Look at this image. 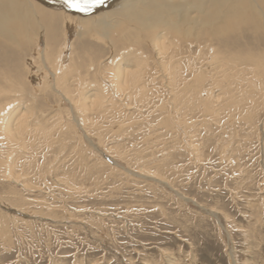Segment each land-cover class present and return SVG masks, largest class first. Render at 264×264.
I'll list each match as a JSON object with an SVG mask.
<instances>
[{"label":"rangeland","instance_id":"1","mask_svg":"<svg viewBox=\"0 0 264 264\" xmlns=\"http://www.w3.org/2000/svg\"><path fill=\"white\" fill-rule=\"evenodd\" d=\"M13 1L29 13L26 0ZM209 5L111 8L121 14L113 26L73 36L75 71L57 87L42 74L62 49L61 25L45 61L39 25L23 41L0 38V61L21 70L8 98L19 114L27 109L32 133L0 144V264H264V25L217 34L224 17ZM232 42L250 51L226 48ZM142 65L140 94L111 85L115 68Z\"/></svg>","mask_w":264,"mask_h":264},{"label":"bare ground","instance_id":"2","mask_svg":"<svg viewBox=\"0 0 264 264\" xmlns=\"http://www.w3.org/2000/svg\"><path fill=\"white\" fill-rule=\"evenodd\" d=\"M50 1V0H49ZM56 1H60V2H65V0H56ZM133 1L135 0H104V3L99 5L98 7H95L93 9H91L89 12H79V11H76L72 8H70L66 2L64 3V5H62V7H64L65 9L63 10V12H57V11H52L53 10V7H45L41 2V6H39L38 4H35L34 2H32L31 0H26L27 2V5L29 6L30 8V11L28 10L29 13H26V12H22L19 7V5L17 3H14L13 0H0V38L1 40H3L5 43H9V42H12L14 40V35H12L13 33L18 36L21 40L22 39H27V36L31 37V32H33V30H35L34 32H36V26L39 25V29H44V32H45V35H46V45L44 46V52L42 54L45 55L46 57L43 58L44 61L47 60V53H48V45L50 46H53L54 43H51V42H55V37H56V33L55 31H57V27L61 25V28H62V35H63V44H62V49H60L58 47V49H56V53L54 55V61H55V65H54V68H53V71L52 73L50 74H42L43 76H45V80H46V83H50V80L48 79V77H51L53 76L54 77V82H55V85L56 87L59 86V82H63L61 80H65V78L68 76V75H72V73L75 71V67H71L70 65H72L71 63L72 60H71V55H72V44H71V41L73 39V36H82V35H86V34H93V36L96 37V34L98 33H95L97 30L95 29L97 26H100L102 28H107V27H110V26H113V24H115L118 20H115V22H113V17L114 18H121V14H118V16H115V12H113V10L111 8H123V7H127L129 6V4H131ZM172 1V0H171ZM175 2V0H173ZM206 2H212V5L208 8L209 11H215L216 14L215 16L217 15H220L221 17V20L222 18L224 17V24H222L221 27H218L216 29V32L217 34L220 32H225V31H228L229 33L231 34H235V32H237L238 30H242V29H245L247 26H250V27H253L255 26V21H258V18L260 19V21L262 22L263 21V25H264V14L262 13L263 10H264V0H261V4L263 5V9H259L261 6L259 4H257L255 2V0H205ZM38 2V1H36ZM43 2V1H42ZM39 3V2H38ZM180 3V2H179ZM253 3V4H252ZM46 4V3H45ZM62 4V3H61ZM178 4V3H177ZM56 5V4H55ZM206 5V4H205ZM54 6V5H53ZM68 6V8H67ZM260 6V7H259ZM59 6H57L56 8H58ZM256 7V9H255ZM54 8V9H56ZM190 8V7H189ZM250 8V9H249ZM52 9V10H51ZM207 9V7H206ZM255 9V10H254ZM257 9L259 10V13L257 12ZM121 10V9H120ZM133 10V9H132ZM187 10V8H186ZM61 11V10H60ZM126 11V10H125ZM149 11V10H148ZM170 11V10H169ZM174 11V10H173ZM205 11V10H204ZM147 12V11H146ZM145 12V13H146ZM153 12V11H152ZM168 12V11H167ZM171 12V11H170ZM255 12V14H254ZM20 14H23L24 15H19ZM125 13V12H124ZM89 14V15H88ZM133 14V13H132ZM174 14V13H173ZM186 14V13H185ZM126 15V14H125ZM129 15V14H128ZM149 14H147L148 16ZM188 15V13L186 14ZM256 15V16H255ZM123 16V14H122ZM144 16L146 17V15L144 14ZM189 16V15H188ZM214 14H212V18L215 17ZM126 17V16H125ZM143 18V20L147 19L148 17L146 18ZM59 18L61 19V22L58 23L59 21ZM174 18V17H173ZM218 18V17H217ZM127 19V18H126ZM129 19V18H128ZM127 19V20H128ZM138 19V18H137ZM130 20V19H129ZM128 20V22H129ZM178 20V18H177ZM219 20V19H218ZM220 20V21H221ZM132 21V20H131ZM130 21V22H131ZM148 21V20H147ZM146 21V22H147ZM175 21V20H173ZM127 22V21H126ZM149 22V21H148ZM214 22V21H212ZM125 23V22H124ZM145 23V22H143ZM142 23V24H143ZM141 24V22H140ZM141 24V25H142ZM179 24V23H178ZM200 24V23H199ZM215 24V23H214ZM220 24V25H221ZM144 25V24H143ZM142 25V26H143ZM146 25V24H145ZM144 25V26H145ZM42 26V28H41ZM141 26V27H142ZM175 26V25H174ZM200 26V25H199ZM135 27V26H134ZM139 26H137V30H139ZM35 28V29H34ZM47 30H46V29ZM99 28V27H97ZM113 28V27H112ZM161 28V27H160ZM249 28V27H248ZM248 28H246L248 30ZM37 28V32L35 33V35H37L39 33V30ZM143 29V28H142ZM250 29V28H249ZM252 29V28H251ZM250 29V30H251ZM96 30V31H95ZM195 30V29H194ZM153 31V30H152ZM213 31V30H212ZM145 32V30H144ZM213 32V33H214ZM244 32V31H243ZM251 33V31H248ZM256 32V31H255ZM12 33V34H11ZM242 33V32H241ZM90 34V35H91ZM107 34V33H106ZM167 34V33H166ZM244 34V33H243ZM241 35V34H240ZM246 35V34H245ZM51 36L50 39H48V37ZM102 36V35H101ZM165 36V35H164ZM218 36V35H217ZM244 36V35H243ZM248 36V34H247ZM147 37V35H146ZM149 37V36H148ZM253 37V36H252ZM166 38V36H165ZM241 38V37H240ZM98 39V37H97ZM135 39V38H134ZM209 39V38H208ZM0 40V41H1ZM158 40V39H157ZM23 41V40H22ZM142 41V40H141ZM154 41V40H153ZM160 42V41H159ZM208 42H210L208 40ZM108 43V42H107ZM119 43V42H118ZM154 42H152L153 44ZM157 43V42H156ZM110 44V43H109ZM151 44V43H150ZM161 44V43H160ZM166 44V43H165ZM175 44V43H173ZM205 44V43H204ZM254 44V43H253ZM154 45V44H153ZM209 45V44H208ZM248 43H243V44H236L235 42H232V43H227L226 44V48L228 49H237L239 51H243V50H246V51H250V47H248ZM2 46H5L6 45L4 43H0V47ZM156 46V44H155ZM154 46V47H155ZM162 46V45H160ZM172 46V45H171ZM205 46V45H204ZM127 47V46H126ZM163 47V46H162ZM161 47V48H162ZM167 47V46H166ZM201 47V46H200ZM215 47V46H214ZM217 47V46H216ZM219 47V46H218ZM138 48V47H137ZM157 48V47H156ZM160 48V47H159ZM165 48V46L163 47ZM162 48V49H163ZM212 48V47H211ZM129 49V48H128ZM206 49V48H205ZM112 50V49H111ZM131 50V48H130ZM184 50V49H183ZM216 50V49H215ZM140 51V50H139ZM208 51V50H207ZM39 52V51H38ZM160 52V50H159ZM209 52V51H208ZM211 52V51H210ZM42 53V52H41ZM134 53V52H133ZM163 53V52H162ZM166 53V52H164ZM175 53V52H174ZM174 53L172 56H174ZM179 53V52H178ZM97 54V53H96ZM118 54V53H117ZM135 54V53H134ZM133 54V55H134ZM161 55V53H159ZM168 54V53H167ZM120 55V54H119ZM144 55V54H143ZM170 55V54H168ZM177 55V54H175ZM206 55V53H205ZM209 55V54H208ZM213 55V54H212ZM217 55V54H216ZM219 55V53H218ZM233 55V54H232ZM66 56L67 57V62L65 64H63V57ZM85 56V55H83ZM170 55V57L168 59H171L172 60V57ZM178 56V55H177ZM175 56V57H177ZM181 56V55H180ZM204 56V55H203ZM231 56V55H230ZM133 57V56H132ZM144 57V56H143ZM218 57V56H217ZM52 58V56H51ZM65 58V57H64ZM111 58V57H110ZM109 58V60H110ZM219 58V57H218ZM87 59V58H86ZM114 59V58H113ZM134 59V58H133ZM165 59V58H163ZM186 59V58H185ZM189 59V58H188ZM187 59V60H188ZM256 59V58H255ZM61 60V64L63 66V68H61V66L58 65V63L60 62ZM66 60V59H65ZM64 60V61H65ZM139 60V59H138ZM162 60V58H161ZM174 60V59H173ZM211 60V59H210ZM222 60V59H221ZM234 60V59H232ZM52 61V62H54ZM92 61V60H91ZM114 61V60H113ZM136 62V59L134 60ZM141 61V60H140ZM143 61V60H142ZM179 61V60H178ZM182 61V60H181ZM213 61V60H212ZM219 61V60H218ZM223 61V60H222ZM235 61V60H234ZM260 61V60H259ZM51 62V63H52ZM63 62V63H62ZM86 62V61H85ZM103 62V61H101ZM144 62V61H143ZM161 62V61H160ZM171 62V61H170ZM169 62V63H170ZM194 62V61H193ZM221 62V61H219ZM231 62V61H230ZM236 62V61H235ZM46 63V62H45ZM87 63V62H86ZM148 63V62H147ZM188 63V62H187ZM213 63V62H212ZM211 63V64H212ZM222 63H225V65L227 64L226 62H221ZM229 63V61H228ZM232 63V62H231ZM243 63V62H242ZM252 63V62H251ZM48 64V63H47ZM137 64V63H136ZM142 64V63H141ZM144 64H146L144 62ZM162 64V63H161ZM167 64V62H166ZM165 64V65H166ZM172 64V65H171ZM170 65L173 67L175 65H179V64H174L173 65V62L171 63ZM235 64V63H234ZM233 64V65H234ZM241 64V63H240ZM239 64V65H240ZM97 65V64H96ZM164 65V66H165ZM244 65V63H243ZM247 65V64H246ZM245 65V66H246ZM249 65V64H248ZM140 66V65H139ZM139 66H137L136 68V71L134 70H125L124 68H113L114 70L113 73H112V76L114 77L112 79V82L111 85L114 86V87H118L119 84H121L123 87V85H127V89H128V84L131 85V87H133L135 89V87L138 89L139 87V82L141 81L142 77L141 75L144 74L143 72H145V67L146 65H142L143 68H140ZM145 66V67H144ZM162 66V65H160ZM162 66V67H164ZM250 66V65H249ZM148 67V66H147ZM187 67V66H185ZM205 67H208V66H205ZM98 68V67H96ZM130 68V67H129ZM200 68V67H199ZM210 68V67H209ZM223 68V67H222ZM255 68V67H254ZM169 69V68H168ZM174 69V68H173ZM175 69H176V66H175ZM174 69V70H175ZM178 69V67H177ZM189 69V68H188ZM208 69V68H207ZM220 69V68H219ZM256 69V68H255ZM46 70V69H45ZM131 72H130V71ZM173 70V71H174ZM180 70V69H179ZM59 71V73L57 72ZM129 71V72H128ZM172 71V72H173ZM182 71V70H180ZM185 71V70H184ZM187 71V70H186ZM57 72V73H56ZM159 72V71H158ZM170 72V71H169ZM177 72V71H176ZM174 72V75L171 74V78L172 79H175L174 77L176 75H178V73ZM190 72V71H189ZM200 72V71H198ZM260 72V70H259ZM21 73V70L19 67H16V68H12L10 65H9V61H6L4 60L3 62L0 61V144L2 145H7V147L9 145H15L17 144L16 146L20 145V144H24V137L28 134H30V131H31V124L29 123V114L27 113V109H24V111H21V113L19 114L17 108L18 107H14L12 104L13 102L10 101V99L8 98L9 95H11L12 93H17L16 91V86H15V82L17 83V79H18V74ZM94 73V72H93ZM100 73V72H99ZM147 73V71H146ZM163 73V70L162 72ZM183 73V72H181ZM188 73V72H187ZM186 73V75H187ZM263 73V72H262ZM167 74H169L167 72ZM166 74V75H167ZM191 74V73H190ZM201 74V72L199 73ZM261 74V73H260ZM59 75V76H58ZM78 75V74H77ZM206 75V74H205ZM74 76V75H73ZM76 76V75H75ZM74 76V79H78L77 77ZM181 76V75H179ZM189 76V75H188ZM194 76V75H193ZM93 77V76H92ZM165 77V76H164ZM170 77V76H169ZM168 77V78H169ZM178 77V76H176ZM41 78V76H40ZM52 78V77H51ZM50 78V79H51ZM95 78V77H94ZM186 78V77H185ZM188 78V77H187ZM191 78V77H190ZM196 78V77H195ZM163 79V78H162ZM181 79V78H180ZM179 79V80H180ZM183 79V78H182ZM181 79V81H183ZM192 79H194L192 77ZM32 80L34 82H36L34 79V77L32 76ZM44 80V81H45ZM80 80V79H79ZM169 80V79H168ZM171 80V79H170ZM185 80V79H184ZM26 81V80H25ZM174 81V80H173ZM198 81V80H197ZM66 82V81H65ZM110 82H107L108 85H110ZM27 83V82H26ZM170 83V81H169ZM174 83V82H173ZM201 83V82H200ZM205 83V82H204ZM106 84V85H107ZM176 84V82H175ZM30 85V84H29ZM110 85V86H111ZM129 85V86H130ZM146 84L144 83V86ZM172 85V84H170ZM49 86V85H48ZM108 86V87H110ZM111 86V87H112ZM163 86V85H162ZM33 87V85H32ZM36 87V86H35ZM51 87V86H49ZM102 87V86H101ZM171 87V86H170ZM120 87L116 88L117 90L119 89ZM125 88V87H124ZM172 88V87H171ZM51 89V88H50ZM111 89V88H110ZM114 89V88H113ZM115 89V90H116ZM143 89V88H141ZM141 89H138V94L141 93ZM164 89V88H163ZM175 89V87H174ZM201 89V88H200ZM35 90L37 91V88H35ZM34 90V91H35ZM130 90V89H128ZM177 90V89H176ZM175 90V91H176ZM57 91V90H56ZM66 91V90H65ZM114 91V90H113ZM61 92V91H60ZM59 92V93H60ZM96 92V91H95ZM116 92V91H115ZM97 93V92H96ZM99 93V92H98ZM125 93V92H124ZM167 93V92H166ZM171 93H174L173 91ZM117 94V93H115ZM182 93H180L181 95ZM37 95V94H36ZM63 95V93H62ZM95 96L91 99V102L93 101V103L89 106L91 107V112H94L92 111L93 108H97L96 110H98V108L100 107L101 103L98 102L99 99L98 97L99 96H96V94H94ZM169 95V94H168ZM172 95V94H170ZM17 96V95H16ZM61 96V95H60ZM59 96V97H60ZM117 96V95H116ZM105 97V96H104ZM175 97V96H174ZM21 98V97H20ZM63 98V97H62ZM102 99V97H99ZM119 98V97H118ZM132 98V97H131ZM171 98V96H170ZM34 99V98H33ZM67 99V97H66ZM134 99V98H133ZM172 99V98H171ZM61 100V99H60ZM207 100V99H206ZM88 102V100L86 101ZM16 103V102H15ZM61 103V102H60ZM70 103V102H69ZM72 103V102H71ZM74 104V103H73ZM81 104V103H80ZM79 104V105H80ZM12 105V106H11ZM78 105V104H77ZM89 105V104H88ZM102 105H103V102H102ZM61 106V105H60ZM75 106V105H74ZM81 106V105H80ZM87 105H84L83 107H85ZM20 107V106H19ZM25 107V106H24ZM13 108V110L11 109ZM77 108V107H76ZM74 109V108H73ZM79 109V108H78ZM86 109V107H85ZM90 109V108H89ZM87 109V110H89ZM95 110V109H94ZM204 110V109H203ZM78 111V110H77ZM75 111V112H77ZM81 111V109H80ZM84 111V110H83ZM99 111V110H98ZM100 112V111H99ZM33 113V112H32ZM96 113V111L94 112ZM93 113V115H94ZM110 113V112H109ZM72 114V113H71ZM76 114V113H75ZM81 114V112L79 113ZM85 114V113H84ZM33 115V114H32ZM71 116V115H70ZM82 116V115H81ZM31 117V116H30ZM74 118V117H73ZM81 119V118H80ZM31 120V119H30ZM72 121V119H71ZM75 121V120H74ZM79 121V120H78ZM85 121V120H83ZM82 121V122H83ZM70 122V121H69ZM88 121H86L87 123ZM90 122V121H89ZM85 124V123H84ZM87 125V124H86ZM76 126V125H75ZM79 126V125H78ZM67 127V126H66ZM82 127V125H81ZM87 126H85L86 128ZM74 128V127H73ZM52 129V128H51ZM62 129V128H61ZM64 129V128H63ZM62 129V130H63ZM76 129V128H75ZM36 130V129H35ZM35 132V131H34ZM57 132V130H56ZM49 133V132H48ZM32 135V133L30 134ZM47 135V134H46ZM40 136V135H39ZM43 136V135H42ZM28 137H26L25 139H27ZM33 139V137H31ZM35 138V137H34ZM51 138V137H50ZM31 140V139H30ZM29 140V141H30ZM28 141V143H29ZM32 141V140H31ZM30 141V142H31ZM36 142V141H35ZM27 143V142H26ZM0 145V147H2ZM27 146V145H26ZM6 148V147H5ZM10 148V147H9ZM8 150V149H7ZM12 150V149H11ZM10 152V151H8ZM11 162V161H10ZM4 164V163H3ZM6 165V163H5ZM11 165V164H9ZM8 165V166H9ZM22 166V165H21ZM10 168V167H9ZM11 170L13 169L10 168ZM17 169V168H16ZM8 170V169H7ZM15 170V169H14ZM21 170V169H20ZM3 173V172H2ZM17 174V173H16ZM19 174V173H18ZM17 174V175H18ZM17 177V176H16ZM19 177H21L19 175ZM23 177V176H22ZM3 178V177H2ZM1 178V179H2ZM6 178V177H5ZM12 178V177H11ZM18 178V177H17ZM4 179V178H3ZM2 179V180H3ZM8 180V179H7ZM10 180V179H9ZM15 180V179H14ZM5 181V180H4ZM9 207V206H8ZM9 217V216H8ZM4 225V224H3Z\"/></svg>","mask_w":264,"mask_h":264},{"label":"snow or ice","instance_id":"3","mask_svg":"<svg viewBox=\"0 0 264 264\" xmlns=\"http://www.w3.org/2000/svg\"><path fill=\"white\" fill-rule=\"evenodd\" d=\"M66 4L79 12H89L104 3V0H65Z\"/></svg>","mask_w":264,"mask_h":264}]
</instances>
